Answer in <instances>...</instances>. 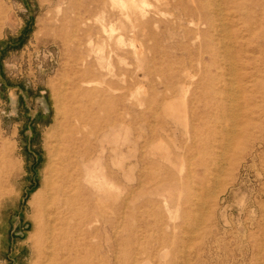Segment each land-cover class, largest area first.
Here are the masks:
<instances>
[{
    "label": "rangeland",
    "instance_id": "374dc122",
    "mask_svg": "<svg viewBox=\"0 0 264 264\" xmlns=\"http://www.w3.org/2000/svg\"><path fill=\"white\" fill-rule=\"evenodd\" d=\"M0 9V180L9 189L0 264H264L256 93L249 138L241 126L256 35L244 56L232 47V20L220 37L236 57L221 56L219 81L237 100L226 123L239 137L218 158L217 185L196 134L213 119L215 72L206 26L185 14L195 0H0ZM59 184L64 203L53 210Z\"/></svg>",
    "mask_w": 264,
    "mask_h": 264
},
{
    "label": "bare ground",
    "instance_id": "6f19581e",
    "mask_svg": "<svg viewBox=\"0 0 264 264\" xmlns=\"http://www.w3.org/2000/svg\"><path fill=\"white\" fill-rule=\"evenodd\" d=\"M195 2H196L195 11L185 10V14L191 16L198 14L197 15L198 18H196V23L199 25L206 26L207 31L205 32L210 34L211 38L207 44L203 45V49H205L206 52L209 54L210 65L212 67V70L215 72L213 75H211V80H210L211 101L209 108L210 111L212 112L213 119L212 122L209 123L207 130L205 131L198 130L196 134L199 137L198 141L202 146L203 157L204 155L208 156L207 160L202 159L201 166L202 167L204 166L203 169L204 168L207 169L208 167L209 174L212 176L213 184L214 183L219 184V181L217 180L218 173H216L217 168L219 166L218 158L225 150L224 149L225 147H228L230 149V147L227 146L228 145L227 140L234 133L232 132L230 133V130L226 122L230 118L231 112L234 110L233 108L236 105L235 103L237 101V100L234 101L233 98L231 97L233 102H229V100L227 99L228 96H226L225 93V91L227 90L224 89V86L219 81L222 74V69L220 67V62H219L221 56L224 54L227 56V60H231V61L236 59V57L231 54V49L224 45L225 43L221 41L220 37L222 33L225 31L226 32L230 31L231 33L232 30L229 29L230 27L225 30L226 25L224 26V24H227L226 20H228V24H229V20H232L231 26L235 30V36L234 37L232 36L234 38L232 47L234 51L240 52L241 56H244L245 53L250 52L249 45L253 42L252 40L253 35H256L257 37L256 47H257V53L259 54L260 57L258 62H256L255 60L253 61V63H256L258 66L254 67V69H251V71L246 72L245 76L243 77V82L245 86L242 93L244 97L243 109L245 112L244 114L245 120L241 122V126L243 127L245 132L243 137L249 138L251 134L250 132L251 126L254 125L253 123L254 108L257 107V103H258L257 102L258 100H255L256 97L255 93L258 97L264 98V3L256 0H216V2L215 0H213V2L205 1V0H195ZM1 10L2 9H0V11ZM222 36L224 37V35ZM230 74L232 73L230 72ZM256 78L259 79L260 85H258L259 86L258 89L253 90L251 86L254 85ZM240 87L239 90H242L240 89ZM237 92L238 91H235V93ZM230 96H232V94ZM196 119L199 124H204V122H206L204 118L201 116H198ZM234 135L235 137H239V134H234ZM233 142L235 143V140ZM226 150L228 149L226 148ZM0 157L3 158L1 153H0ZM1 158H0V164L5 163V166H7L6 159L1 160ZM8 172H9L8 182L15 180L17 177V172L15 171V167H10ZM200 175L205 176L204 170L200 172ZM0 177H1V170H0ZM47 184L50 185V183ZM202 186L207 187L205 183H202L201 187ZM197 190H200V188ZM53 191H54V196L53 197L49 196V201L47 202V205L51 206L53 210H56L57 206L61 207L64 203V200L62 199V195L65 193V188L63 185L59 184L55 188H53ZM8 192L9 189H7L4 183L2 182V180H0V200L3 196L7 195ZM213 195L215 197L217 193L213 192ZM43 199L44 197L42 191L37 193V195L34 197V200L39 202V206H41L40 204L43 203L42 201ZM189 201L190 198L187 197L186 202ZM0 214H1V208H0ZM37 229H38V224L35 223L34 230L37 231Z\"/></svg>",
    "mask_w": 264,
    "mask_h": 264
}]
</instances>
